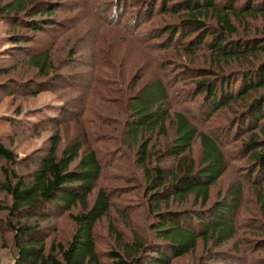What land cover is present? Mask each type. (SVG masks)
<instances>
[{"label":"trees","instance_id":"obj_1","mask_svg":"<svg viewBox=\"0 0 264 264\" xmlns=\"http://www.w3.org/2000/svg\"><path fill=\"white\" fill-rule=\"evenodd\" d=\"M63 1L10 0L1 10L12 27L51 35L61 22L56 12L62 10L54 5L56 2L61 5ZM102 5L106 7L100 9ZM77 8L84 20L92 15L97 21L95 30H99V40L108 28L125 40L139 39L137 45L147 53L178 47L184 53L195 55L198 50L208 49L215 61L213 68L198 70L200 73L194 75L193 82L188 80L192 76L188 64H174L171 70L172 64L159 60L160 75L146 82L127 100L124 137L135 147L138 145L136 155L147 172V205L155 218L151 227L155 239L137 237L123 246L124 254L112 252L117 264H171L173 259L196 251L201 243L204 248L212 244L220 246L237 235L244 225L240 221L244 184H233L224 197L214 201H211V192L229 168L224 145L246 133L242 151L251 153V163L245 170L250 171L264 216V187L261 186L264 181V39L238 36L236 24L246 16L264 17V0H83ZM160 17L167 21L157 26ZM150 25L149 31L141 34ZM93 34H90V43ZM28 35L29 32L22 36ZM11 36L15 43L20 41V34ZM107 39H110L108 35ZM79 43L74 46L75 50L85 51ZM50 50L43 47L32 52L29 48L27 63L37 71L38 77L27 78V88L23 91L37 95L52 89L48 81L55 82L66 75L58 71ZM107 56L109 59L110 55ZM87 58L82 64L91 71H101V66L106 64L111 68L105 53L100 55V62H95L88 53ZM184 81L191 84L181 88L178 84ZM176 101L192 103L195 112L191 108L174 109ZM233 106H240L241 110L225 124L210 130L201 128L209 126L218 112L231 110ZM169 126L174 130V139L166 150L177 159V171L149 165L153 136L167 135ZM218 132L224 138L216 136ZM197 139L202 147L199 166L186 156ZM60 143L57 133L52 137L49 153L28 178L2 167L6 181L0 186L11 197V203L4 209L15 232L18 250L14 264H104L97 247L96 229L109 215L113 204L105 188L97 189L103 161L96 150L83 151L82 139H76L61 154ZM0 157L16 163L13 152L2 145ZM191 201L192 206H188ZM66 212L73 217L77 228L67 244L54 242L47 251L41 221ZM261 227L264 232V225ZM254 245L264 249V240Z\"/></svg>","mask_w":264,"mask_h":264},{"label":"rangeland","instance_id":"obj_2","mask_svg":"<svg viewBox=\"0 0 264 264\" xmlns=\"http://www.w3.org/2000/svg\"><path fill=\"white\" fill-rule=\"evenodd\" d=\"M9 1L0 0V145L13 152L16 163L0 157V184L6 181L3 166L28 178L37 163L49 153L52 137L57 133L60 134L61 141L59 154L76 139H82L83 151L94 149L103 161L104 168L97 189L105 188L111 194L113 204L109 215L98 223L97 247L104 264H117L112 252L124 254L123 246L137 237L155 239L151 231L155 218L147 205V172L138 161V145L135 147L133 142L124 137L128 116L125 109L127 100L146 82L160 75L159 60L172 64L169 67L171 70L174 64H188L192 72L188 80H193L200 69L213 68L212 62L215 61L208 49L198 50L195 55L184 53L178 47L147 53L137 45L139 39H134L135 42L125 40L108 28L99 40V30H95L97 21L92 15L84 20L77 8L83 0H64L61 5L54 2L57 10H62L56 12L61 21L56 31L51 35L32 33L22 27H12L5 20L1 9ZM105 7L102 5L100 9ZM87 11L88 9L85 10ZM164 20L167 21L165 17H160L157 26ZM236 24L238 36L264 39L263 16H246ZM151 27L152 25L142 29L141 34L148 32ZM28 32V37L22 36ZM15 33L21 35L18 43L12 41L11 35ZM91 33H95L92 43L89 41ZM78 43L86 50H75L74 46ZM43 47L51 49L58 71H63L66 75L55 79V82L48 81L52 89L48 88L36 95L23 89L27 88V78L38 77L37 71L27 63L28 55L31 54L29 48L36 52ZM87 53L95 62H100V55L105 53L106 60L112 63V72L111 68H107L108 64L101 66V71H91L85 67L82 60L88 59ZM107 54L110 55L109 59ZM233 66L237 67L235 64ZM187 84L189 86L190 81L178 85L184 88ZM191 104L176 101V107L173 108H191L190 111H193ZM239 110L240 106H233L231 110L223 109L212 118L209 126L201 128L215 129L225 124ZM215 134L224 138L223 133ZM247 136V133L243 134L232 140V143L224 145L229 168L211 192V201H214L224 197L233 184L243 183L245 197L240 221L244 225L233 239L223 245L212 244L204 248L201 243L196 251L173 259L171 264H264V249L254 247V242L264 240L261 227L264 225V216L256 199L253 179L249 177L250 171L245 170L251 163V153L242 151V142L246 141ZM173 139L172 126L168 127L167 135L156 133L153 136L150 166L159 165L178 170L177 159L166 150ZM186 156L193 159L197 166L200 165L202 147L199 139ZM261 186L264 187V181ZM94 199L95 193L90 198L91 204ZM10 203L11 197L0 186V264H14L18 253L15 232L9 224L8 212L4 209ZM188 206H192V201ZM78 210L79 208L74 210V214ZM41 226L44 228L47 251L54 242L67 244L77 228L69 212L53 215L49 220L41 221Z\"/></svg>","mask_w":264,"mask_h":264}]
</instances>
